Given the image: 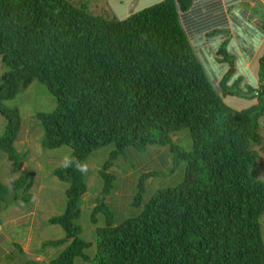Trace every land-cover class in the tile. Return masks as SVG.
<instances>
[{
	"label": "trees",
	"instance_id": "16d2710c",
	"mask_svg": "<svg viewBox=\"0 0 264 264\" xmlns=\"http://www.w3.org/2000/svg\"><path fill=\"white\" fill-rule=\"evenodd\" d=\"M195 1L106 0L98 8L73 0H0V153L20 171L22 118L2 103L34 82L47 88L56 105L50 113L33 114L43 132L41 149L71 151L65 166L52 171L66 186V203L48 221L64 237L40 245L61 247L50 264H264V181L257 175L259 152L264 155V46L248 58L256 47L240 43L232 54L229 46L244 18L239 15L240 24L233 14L227 28L211 31L224 19L215 0L209 9L215 14L203 18L213 43L199 61L201 53L181 28V15L198 11ZM226 5L248 13L245 0ZM240 59L251 60L256 82L235 74ZM183 130L188 151L178 145ZM107 146L113 149L98 171L103 197L88 212L96 235L89 242L78 221L87 191L82 171L90 154ZM150 146L161 148L158 162L135 179L131 201L143 209L116 224L104 199L114 189L110 170L124 150L140 153ZM177 165L182 180L143 203L146 181L173 174ZM35 176L0 181V208L10 196L13 204L30 201ZM7 257L14 261L12 253Z\"/></svg>",
	"mask_w": 264,
	"mask_h": 264
},
{
	"label": "rangeland",
	"instance_id": "374dc122",
	"mask_svg": "<svg viewBox=\"0 0 264 264\" xmlns=\"http://www.w3.org/2000/svg\"><path fill=\"white\" fill-rule=\"evenodd\" d=\"M73 2H87L91 6L99 8L102 3L104 6V2H106V0H73ZM91 9L93 11L95 10V8ZM233 48V52L237 53L240 49V44L238 42L237 44H233ZM2 106L6 109H17L22 118V131L19 135L20 138H18L16 142V150L18 151L20 157H23L24 164H21L19 167L20 171L22 170V172H20L14 164L7 160L4 154L0 153V181L4 184H9L20 175L30 174L32 172H34L36 176L34 178L32 189L28 191L32 195L30 201L25 202L23 200L25 193L21 190L18 192V196L20 198L22 197V201H24L23 203L17 201L13 204V200L10 199L12 196H10L6 199V202L1 205L0 223L4 221L6 225L1 224L0 226V264H49L50 260L46 258L48 257L49 252L51 253V258L54 259L61 251V247L48 248L40 246V248L37 249V245L40 239L47 238L51 241H58V239H62L64 237L63 231L59 227L52 226L47 221L49 218L58 216L59 212H63L59 209V203L65 202L66 186L53 177L52 171L55 168L65 166L71 151L68 148H62L60 152L56 153L44 151V149L42 150L40 147V139H42L43 132L40 124L36 121V119H34L33 114L36 112L50 113L56 106L54 97L48 92L44 85L34 82L29 86L27 91L22 92L13 100L3 102ZM4 126V118L0 115V135L4 131ZM26 128L31 130L30 137L29 135L24 134ZM180 133H186L181 134V138L179 139L178 145L180 150H190L191 144L188 132L183 130ZM176 135L178 136L179 134L176 133ZM173 140L177 142V139ZM112 149V146H107L90 154L86 160L84 169L86 182H89L88 175L90 174L91 169L93 171L100 169L108 159V153ZM160 149L161 148H157L155 146H150L139 153L138 150L129 148L124 151L125 154L120 156L111 168L110 171L112 173L114 172L115 175L114 189L112 192L120 190L123 195L122 198L126 201V203L122 205V208H120L118 206V200L109 198L108 203L110 206L108 205V207L114 212V221L116 224H119L122 220H124V218H132L136 216L143 209V207L141 209H136L132 206L131 201L133 196L136 194V186L135 184L129 186L130 182L119 176L118 170L122 174L125 170L130 169L129 166H131L132 177H134L136 176V171L133 170L136 166L134 157L135 153L138 154L137 156L142 158V161H151V157L155 154L153 152L156 151L158 153L161 151ZM259 156L261 158V167H258L257 175L259 179L264 181V155L259 152ZM120 159H122V164H119ZM37 163H41V167L35 171L34 165ZM160 164L164 167L165 155H160ZM25 168H28V171L25 172ZM182 169V165H177L173 174L170 172L159 173L157 177L152 178V184L150 186L146 184L148 188L146 187V191L143 195V203L151 198V196H153L158 190L176 186L183 178ZM99 188H101V182L99 180V176L96 174L91 183L88 185L86 193L89 192L91 194H96ZM34 194L36 201L32 202ZM128 202L129 204H127ZM51 204H53V209L50 207ZM31 212H36L38 216H23L24 213L26 214ZM89 213L84 212L81 208V216L78 220L82 228L81 237L85 241L95 242L96 235L94 232V226L88 221ZM262 231L264 236V222L262 224ZM24 239H29V242L26 241L24 243H20ZM27 242L29 243L28 249L26 247ZM16 244H19L21 248L20 251H16L14 248L13 245ZM23 249L25 251H31L32 256H30L31 254L25 253ZM13 251L16 252L14 253ZM8 252L12 253L13 257L15 256L16 258H19V263L11 262L9 260L6 262ZM88 253H93V249ZM39 255H41V257H38ZM45 258L47 261H45ZM75 264H81V261L76 260Z\"/></svg>",
	"mask_w": 264,
	"mask_h": 264
},
{
	"label": "crops",
	"instance_id": "0c3cea01",
	"mask_svg": "<svg viewBox=\"0 0 264 264\" xmlns=\"http://www.w3.org/2000/svg\"><path fill=\"white\" fill-rule=\"evenodd\" d=\"M213 1H215V0H196L194 3L199 4V6L194 5V8L196 10L198 9V11L192 12L189 10L186 13L181 15V28H182L184 34H186V36L188 37L190 44H192V46L195 49V52L201 53L200 56L197 54L199 57V61H201L203 59V57H205L206 52H207V47H209V45L213 43V41L211 39H207L205 37L206 35H210V33L206 29L208 22L204 24V19H203L206 14H209V13L212 15L215 14V13H212L209 11L210 6L213 3ZM217 1L221 2L223 5L224 11L222 13H223L224 19H222L220 22H218V24L216 26H214L211 31L215 30V31L219 32L222 29H224V27L227 28L226 23H228V20L230 18H232L231 16H233V14L236 15L237 21L241 24V17L240 16H242L244 18V21H243L244 24H242V26H241L242 28L239 31L238 35L234 36V38L232 39L230 46H229V49L232 48L233 44H237V42H238L239 44L240 43L244 44L249 49H251V47H256L257 50L253 49L249 53L250 55L247 56L248 58L251 57V54H256L257 52H259L260 51L259 47H261L262 45L264 46V32H262V27L264 26V0H245V4L247 5L246 7H248V11H247L248 13H242L243 11L245 12V10L242 9L243 6L239 7L240 5H237V6L226 5V3H230V4L234 3L235 0H217ZM201 8H203L204 10L201 11ZM250 11H253V13L251 14ZM255 11H256L257 16L255 15ZM245 19L248 22L245 21ZM222 39H224V36H221V38L219 40H222ZM245 52H246V50L243 49V53H245ZM232 54L235 55L236 53L232 51ZM261 54H263V53H261ZM235 65H236V73H235L236 75L241 76L243 74L245 76H251L254 78V80L256 82L257 75H256V72L251 67V60H248V59L246 61L241 60V63H239V64L235 63ZM225 66L227 69L228 66L227 65H225ZM240 69H242L243 72ZM153 153H155V154L151 157V161H142V158L137 156L138 154L135 153L134 157H135V161H136V166L133 170L136 171V174H135L136 176L132 177L131 166H129L130 169L125 170L122 174L118 170L119 176H121L125 180H128L130 182L129 186L134 185L136 178L140 177L145 172L146 173L149 172V170L154 168V164H156L158 162L157 155L160 153L157 154L156 151H154ZM124 154L125 153L123 152V154L121 156H123ZM121 162H122V159H120L119 164H122ZM163 168H164L163 169L164 171H166V169H169L168 167H163ZM84 169H85V167H84ZM99 170L100 169L93 171L91 169L90 174L88 175L89 176L88 177L89 182H86V180H85L87 190H88V185L91 183L93 177L96 174L98 175ZM26 171H28V168H25V172ZM20 172H22V170ZM83 174H84V171H83ZM84 178H85V174H84ZM146 184H148V186H150L152 184V178L148 179L146 181ZM122 196L123 195L121 194V191L117 190L115 192H111L107 197H104V199H105V202L107 205H109V203H108L109 198L116 199L119 201L118 206L120 208H122V205L126 203V201L122 198ZM99 197H103L101 188L98 189L96 194H91L89 192L86 193L80 199V204H81L80 209L82 208V210L84 212L88 213L89 210L91 208H93L96 199ZM34 201H36L35 200V194H34V197L32 199V202H34ZM65 203H66V199H65V202L59 203L60 204V208H59L60 210L63 211ZM127 204H129V202ZM50 207L53 209V204H51ZM123 212H125V211H123ZM59 214H61V212H59ZM23 216L34 217V216H38V214L36 212H31V213H26V214L24 213ZM49 219H48V221H49ZM28 240L29 239H24L20 243H24ZM28 242L26 244L27 249H28V245H29ZM45 242L50 243L51 240H49L47 238L46 239H40L39 243L37 245V249L40 248L41 243H45ZM46 247H48V246H46ZM23 251L27 254H31L30 256H32L31 251H25L24 249H23ZM8 254H9V252H8ZM38 257H41V255H39ZM43 258H44V256H43ZM46 258L49 259L50 262H51V260H53L51 258L50 252H49L48 257H46ZM46 258H45V261H47ZM13 260L14 261H12V262L19 263L18 258L14 257ZM24 263H26V262H24Z\"/></svg>",
	"mask_w": 264,
	"mask_h": 264
},
{
	"label": "clouds",
	"instance_id": "9594fccd",
	"mask_svg": "<svg viewBox=\"0 0 264 264\" xmlns=\"http://www.w3.org/2000/svg\"><path fill=\"white\" fill-rule=\"evenodd\" d=\"M85 164H86V162H85ZM85 164H84V166H83V171H84ZM83 171H82V175H83V178H84ZM84 179H85V178H84ZM61 183H62V182H61ZM80 211H81V209H80ZM59 215H61V214H59ZM57 217H58V216H57ZM92 231H93V229H92Z\"/></svg>",
	"mask_w": 264,
	"mask_h": 264
}]
</instances>
